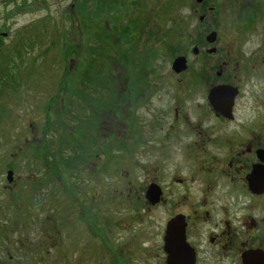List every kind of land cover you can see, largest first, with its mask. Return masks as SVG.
I'll list each match as a JSON object with an SVG mask.
<instances>
[{
  "label": "rangeland",
  "instance_id": "1",
  "mask_svg": "<svg viewBox=\"0 0 264 264\" xmlns=\"http://www.w3.org/2000/svg\"><path fill=\"white\" fill-rule=\"evenodd\" d=\"M236 1L264 12V0H224L217 16H230ZM196 2L0 0V264H68L86 225L100 228L89 230L98 238L101 228L127 224L114 239L151 227L140 224V202L110 194L122 167L101 165L120 155L109 138L129 132L131 116L146 117L134 109L133 88L128 95L136 62L125 55L165 73L190 42L202 14ZM90 153L96 170L84 165Z\"/></svg>",
  "mask_w": 264,
  "mask_h": 264
},
{
  "label": "flooded vegetation",
  "instance_id": "2",
  "mask_svg": "<svg viewBox=\"0 0 264 264\" xmlns=\"http://www.w3.org/2000/svg\"><path fill=\"white\" fill-rule=\"evenodd\" d=\"M196 3L202 14L190 42L165 73L125 55L136 62L128 95L133 88L134 109L146 117L137 124L130 114V131L108 141L117 139L111 154L120 155L108 152L101 165L122 167L110 194L140 202V224L151 227L114 239L127 224L101 228L98 238L89 230L100 228L86 225L68 264H244L247 255L264 264V12L236 1L223 17L224 0ZM96 157L84 165L96 170Z\"/></svg>",
  "mask_w": 264,
  "mask_h": 264
},
{
  "label": "water",
  "instance_id": "3",
  "mask_svg": "<svg viewBox=\"0 0 264 264\" xmlns=\"http://www.w3.org/2000/svg\"><path fill=\"white\" fill-rule=\"evenodd\" d=\"M183 59L182 58H177L172 65V70L179 72L181 71L182 67H183ZM13 179V173L11 171L7 172L6 174V181L8 184H10L12 182ZM244 264H253V258L250 255H247L244 259ZM256 264H262L261 260L258 258L256 260Z\"/></svg>",
  "mask_w": 264,
  "mask_h": 264
}]
</instances>
